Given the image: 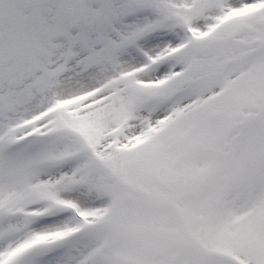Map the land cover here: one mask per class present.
I'll return each instance as SVG.
<instances>
[{"label":"snow or ice","instance_id":"obj_1","mask_svg":"<svg viewBox=\"0 0 264 264\" xmlns=\"http://www.w3.org/2000/svg\"><path fill=\"white\" fill-rule=\"evenodd\" d=\"M0 264H264V0H0Z\"/></svg>","mask_w":264,"mask_h":264}]
</instances>
